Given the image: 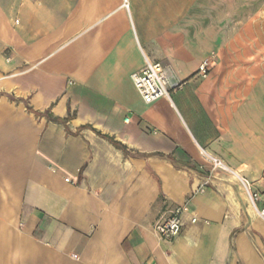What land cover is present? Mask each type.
<instances>
[{
  "label": "crops",
  "instance_id": "crops-1",
  "mask_svg": "<svg viewBox=\"0 0 264 264\" xmlns=\"http://www.w3.org/2000/svg\"><path fill=\"white\" fill-rule=\"evenodd\" d=\"M240 8L0 0V264H264L240 181L264 207V49ZM145 59L183 87L146 105Z\"/></svg>",
  "mask_w": 264,
  "mask_h": 264
},
{
  "label": "built area",
  "instance_id": "built-area-1",
  "mask_svg": "<svg viewBox=\"0 0 264 264\" xmlns=\"http://www.w3.org/2000/svg\"><path fill=\"white\" fill-rule=\"evenodd\" d=\"M127 7V0H125ZM208 72V63L204 62L200 68L199 73L206 76ZM132 82L136 88L139 96L146 105H150L159 99H170L171 94L180 90L184 83L174 82L171 80L165 69L160 63L145 59L144 68L132 75ZM214 168L228 171V168L217 158L208 157ZM67 182L69 179L66 178ZM241 183L248 196L249 203L253 208L255 214L264 222V207H259L260 195L250 189V185L241 180ZM187 210L185 205H181L171 210L168 215L161 217L152 226V233L162 241H172L182 230V214ZM196 218L191 219V223H195Z\"/></svg>",
  "mask_w": 264,
  "mask_h": 264
},
{
  "label": "rangeland",
  "instance_id": "rangeland-1",
  "mask_svg": "<svg viewBox=\"0 0 264 264\" xmlns=\"http://www.w3.org/2000/svg\"><path fill=\"white\" fill-rule=\"evenodd\" d=\"M236 4L241 5L242 22L234 23V32L243 31L248 33L249 38L244 40V45L249 49L261 47L264 49V0H234ZM237 19V18H236ZM259 33L261 39L258 41L251 36Z\"/></svg>",
  "mask_w": 264,
  "mask_h": 264
}]
</instances>
